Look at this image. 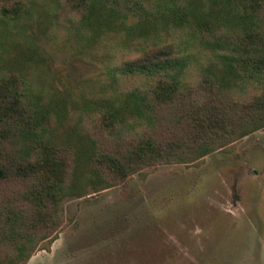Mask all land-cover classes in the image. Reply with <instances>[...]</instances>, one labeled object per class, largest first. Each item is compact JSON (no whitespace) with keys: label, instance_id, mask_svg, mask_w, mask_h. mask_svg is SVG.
Returning a JSON list of instances; mask_svg holds the SVG:
<instances>
[{"label":"rangeland","instance_id":"1","mask_svg":"<svg viewBox=\"0 0 264 264\" xmlns=\"http://www.w3.org/2000/svg\"><path fill=\"white\" fill-rule=\"evenodd\" d=\"M81 10L77 0H0V85L29 88L23 108L45 114L44 131H37L65 163L66 182L75 183L61 217L37 228L46 239L17 264H264V127L231 135V93L203 82L200 66L211 52L196 25L160 30L135 49L105 29L90 39L94 32L78 21ZM259 12L264 32V6ZM159 48L189 55L188 90L161 104L149 126L136 120L111 126L106 98L144 89L147 80L115 77L109 67ZM218 68H212L216 75ZM261 88L252 82L233 98L252 103ZM196 108L204 119L214 112L215 123L192 125L187 113ZM235 110L236 120L252 117L251 110ZM147 138L171 157L125 175L102 159L123 161L131 144ZM207 143L208 153L198 155L195 148ZM12 149L0 137V153ZM28 185L12 177L0 182V206H27ZM9 244H0V257L12 251Z\"/></svg>","mask_w":264,"mask_h":264},{"label":"trees","instance_id":"2","mask_svg":"<svg viewBox=\"0 0 264 264\" xmlns=\"http://www.w3.org/2000/svg\"><path fill=\"white\" fill-rule=\"evenodd\" d=\"M129 1L77 0L83 7L78 21L94 32L89 35L90 39H96L97 32L105 29L123 36L128 47L135 49L144 48L143 42L160 30L193 22L201 34L202 47L211 52L208 64L200 66L202 76L205 75L203 82L216 93H231V135L264 127V32L259 20L264 0H163L164 7H150L144 0ZM188 65L189 55L159 48L152 53L145 52L140 59L110 66L113 76L140 75L147 80V86L109 95L105 115L108 123L113 127L119 124V129L134 120L151 125L161 104H170L188 90L184 80ZM215 66L219 67L218 75L212 72ZM252 82L262 85L261 93L252 103L237 102L233 91ZM29 91L27 87L23 90L11 83L0 85V137H8L13 146L7 154L0 153V182L12 177L29 184L22 196L28 207L0 206V244L10 243L12 248L0 257V264H17L39 247L46 238L37 228L46 226L54 217H61L64 199L75 187L72 179L66 182L65 163L50 152L51 141H45L42 136L45 114L33 116L23 108V99L30 98ZM237 107L251 110L252 117L234 119L233 110ZM200 112L196 108L187 113L192 125L215 123L214 112L206 119ZM208 145L196 147L195 152L208 153ZM171 155L155 139L147 138L131 144L123 161L109 156L102 159L110 162L117 174L125 175L142 165L167 160ZM77 171L76 167L74 176Z\"/></svg>","mask_w":264,"mask_h":264}]
</instances>
